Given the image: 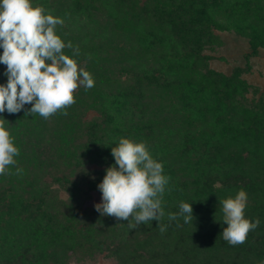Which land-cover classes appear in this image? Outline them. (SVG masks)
Here are the masks:
<instances>
[{"label": "trees", "instance_id": "1", "mask_svg": "<svg viewBox=\"0 0 264 264\" xmlns=\"http://www.w3.org/2000/svg\"><path fill=\"white\" fill-rule=\"evenodd\" d=\"M32 4L63 20L56 33L72 45L63 51L90 72L94 87L77 88L67 115H29L31 104L0 113L19 149L0 175V264L101 255L116 264H264V90L243 76L250 66L221 72L206 53L223 42L217 30L233 29L249 39V56L257 54L264 0ZM5 71L0 63V84ZM121 137L143 141L163 164V233L155 220L129 229L90 203L93 192L102 194L97 186L115 165L111 148ZM240 189L245 218L260 223L232 246L221 235L220 201ZM181 202L192 204V222L179 215Z\"/></svg>", "mask_w": 264, "mask_h": 264}, {"label": "clouds", "instance_id": "2", "mask_svg": "<svg viewBox=\"0 0 264 264\" xmlns=\"http://www.w3.org/2000/svg\"><path fill=\"white\" fill-rule=\"evenodd\" d=\"M62 24V19L45 14L43 6H33L32 0H0V63L6 65L7 77L6 84H0V113H17L31 104L26 112L29 115L39 114L44 119L58 111L67 115L64 110L75 103L77 88L94 87L90 72L63 51L72 45H66L56 33V26ZM18 154L5 120H0V175L16 163L14 157ZM111 154L115 165L106 168L97 186L102 198L95 210L101 216L127 221L129 229L155 220L163 233L166 226L159 221L165 215L161 204L169 182L163 174V164L152 157L143 141L126 137L119 138ZM220 204L227 225L222 238L232 246L243 244L260 223L258 218H245L246 191L240 189ZM179 215L184 223L192 222V204L181 202ZM168 218L175 220L177 214L169 213Z\"/></svg>", "mask_w": 264, "mask_h": 264}, {"label": "rangeland", "instance_id": "3", "mask_svg": "<svg viewBox=\"0 0 264 264\" xmlns=\"http://www.w3.org/2000/svg\"><path fill=\"white\" fill-rule=\"evenodd\" d=\"M217 31L223 42L215 48L206 50V53L212 56L211 66L225 73H230L235 66L243 68L250 66L243 76L251 84L260 87L261 91L264 90V47L260 48L257 54L249 56L252 49L247 37L238 34L233 29ZM101 198L102 194L93 192V200L90 203H100ZM71 264H116V259L101 255L94 261L72 262Z\"/></svg>", "mask_w": 264, "mask_h": 264}]
</instances>
